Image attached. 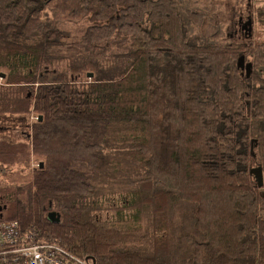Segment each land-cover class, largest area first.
Segmentation results:
<instances>
[{
  "label": "trees",
  "instance_id": "obj_1",
  "mask_svg": "<svg viewBox=\"0 0 264 264\" xmlns=\"http://www.w3.org/2000/svg\"><path fill=\"white\" fill-rule=\"evenodd\" d=\"M207 15L175 0H0V116L32 119L27 142L0 139V165L27 171L0 181V223L68 264H264V41L188 43ZM85 20L84 55L52 53L60 26Z\"/></svg>",
  "mask_w": 264,
  "mask_h": 264
},
{
  "label": "rangeland",
  "instance_id": "obj_2",
  "mask_svg": "<svg viewBox=\"0 0 264 264\" xmlns=\"http://www.w3.org/2000/svg\"><path fill=\"white\" fill-rule=\"evenodd\" d=\"M179 8H187L192 11L202 12L207 15V18H213L211 23L209 19L204 20L201 28L195 30L194 34L187 38L188 43L193 45L205 44H222L231 46L235 44H245L248 41H264V0H175ZM182 17L184 14L181 11ZM248 18L251 21V37L247 38L246 23ZM89 25L85 20L79 25H62L60 30L64 33L62 45L51 49L52 53L64 55L77 59L83 56L82 52L77 48L76 44L79 41L84 29ZM219 31V34L217 32ZM112 41L107 44L108 54L106 57L107 64L113 65L116 62L114 56L120 53ZM50 51V52H51ZM122 51V50H121ZM249 60H245V64ZM237 64V61H236ZM68 60L56 68L57 71L67 68ZM237 68V67H236ZM242 77H245L244 70L237 69ZM264 77V74H261ZM82 76L75 77L77 80H82ZM246 78V77H245ZM248 79V78H247ZM32 119L29 117H13L0 116V139L11 143L27 142L30 136V124ZM26 170L19 166H1L0 165V181L3 177H8L14 174L24 175ZM113 203H120L118 199L114 202H106L108 207ZM112 212L105 213L106 219H110Z\"/></svg>",
  "mask_w": 264,
  "mask_h": 264
},
{
  "label": "built area",
  "instance_id": "obj_3",
  "mask_svg": "<svg viewBox=\"0 0 264 264\" xmlns=\"http://www.w3.org/2000/svg\"><path fill=\"white\" fill-rule=\"evenodd\" d=\"M57 245L39 240L35 231L21 233L17 222L0 223V264H68Z\"/></svg>",
  "mask_w": 264,
  "mask_h": 264
},
{
  "label": "water",
  "instance_id": "obj_4",
  "mask_svg": "<svg viewBox=\"0 0 264 264\" xmlns=\"http://www.w3.org/2000/svg\"><path fill=\"white\" fill-rule=\"evenodd\" d=\"M246 26H248V29H247V38H250L251 37V21L250 19L248 18V21L246 23ZM236 67L237 69H240V70H244L245 72V77L246 78H249V76L251 75V71H252V65L251 63H246L245 64V58L244 57H239L238 60H237V64H236ZM87 76L89 78L92 77V74H87ZM1 78H3V75H1ZM39 120H41V118H39ZM41 168H42V165H41ZM250 174L253 175V177L255 178L257 184H258V187H262L263 185V178H262V174H261V169L259 167H256V168H253L251 171H250ZM1 210V209H0ZM52 220H54V218L52 217Z\"/></svg>",
  "mask_w": 264,
  "mask_h": 264
}]
</instances>
